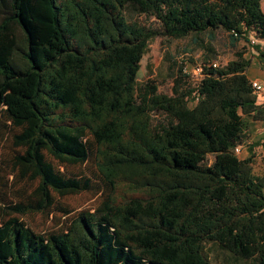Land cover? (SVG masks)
<instances>
[{"label": "trees", "instance_id": "1", "mask_svg": "<svg viewBox=\"0 0 264 264\" xmlns=\"http://www.w3.org/2000/svg\"><path fill=\"white\" fill-rule=\"evenodd\" d=\"M218 29L249 43L264 66V45L250 39L264 40L261 0H0V138L16 148L14 171L38 179L9 208L43 212L53 192L92 188L48 156L75 165L92 155L105 190L60 231L0 217V264H212L206 242L264 264L258 144L235 152L264 120L249 60L238 53L213 66L204 56L193 86L180 65L171 95L136 84L153 39L192 36L203 50L200 35L213 40Z\"/></svg>", "mask_w": 264, "mask_h": 264}, {"label": "rangeland", "instance_id": "2", "mask_svg": "<svg viewBox=\"0 0 264 264\" xmlns=\"http://www.w3.org/2000/svg\"><path fill=\"white\" fill-rule=\"evenodd\" d=\"M261 8L264 11V0H261ZM126 17L144 24L155 23L144 15H135L131 11H126ZM200 37L205 44L203 50L196 49L197 46L192 43V36L180 39L167 37L153 39L140 61L136 84L140 85L151 81L157 85L158 92L171 95L175 78L179 75L178 67L180 65H183L182 72L188 74V83L193 86L202 77V73L196 67L200 65L204 56L216 66H223L229 61L237 59V54L240 53L250 62L247 69L249 76L260 77V80L256 81L261 85V89L256 90L257 102H264V66L259 63L254 48L243 39L233 45L229 36L220 29L216 31L213 40H210L205 33ZM250 39L254 43L264 45V40L256 39L253 36H250ZM191 47L196 50L192 52ZM162 117L163 115L157 113L154 115V120ZM253 142L258 144L254 147L253 169L257 173H262L264 171V120L257 122L255 130L249 133L242 145H239L238 155L240 157L247 156L248 145ZM15 152L16 148L13 147L7 136L0 138V217L14 216L35 232L47 234L65 229L80 212L94 211L101 203L105 190L96 176L92 155L85 163L75 165L61 163L48 156L55 167L67 174L90 177L92 188L66 195L53 192V204L43 212L27 214L13 212L9 205L31 198L32 191L38 183V179L31 178L30 174L22 176L17 168L14 171L12 157ZM207 159L208 162H211L213 155L209 154ZM120 190L124 189L121 187ZM205 252L212 264H252L250 260L235 259L212 242L205 243Z\"/></svg>", "mask_w": 264, "mask_h": 264}, {"label": "built area", "instance_id": "3", "mask_svg": "<svg viewBox=\"0 0 264 264\" xmlns=\"http://www.w3.org/2000/svg\"><path fill=\"white\" fill-rule=\"evenodd\" d=\"M213 66H216V64L213 63ZM196 69H197L199 72H201L202 67H201L200 65H198V66L196 67ZM252 86H253L256 90H260V89H261V85H260L258 82H256V81H252ZM239 148H240L239 145L235 147V152H236V153L239 152Z\"/></svg>", "mask_w": 264, "mask_h": 264}, {"label": "crops", "instance_id": "4", "mask_svg": "<svg viewBox=\"0 0 264 264\" xmlns=\"http://www.w3.org/2000/svg\"><path fill=\"white\" fill-rule=\"evenodd\" d=\"M260 74H261V73H260ZM247 75H248L249 79L252 80V81H259V80H260V77H259V76H256V75H255V76H253V77H250L248 73H247ZM261 75H263V74H261ZM263 76H264V75H263Z\"/></svg>", "mask_w": 264, "mask_h": 264}]
</instances>
